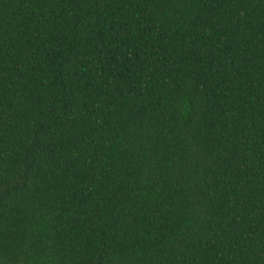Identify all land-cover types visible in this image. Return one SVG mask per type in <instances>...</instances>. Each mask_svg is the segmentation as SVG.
I'll use <instances>...</instances> for the list:
<instances>
[{"label": "trees", "instance_id": "obj_1", "mask_svg": "<svg viewBox=\"0 0 264 264\" xmlns=\"http://www.w3.org/2000/svg\"><path fill=\"white\" fill-rule=\"evenodd\" d=\"M0 264H264V0H0Z\"/></svg>", "mask_w": 264, "mask_h": 264}]
</instances>
